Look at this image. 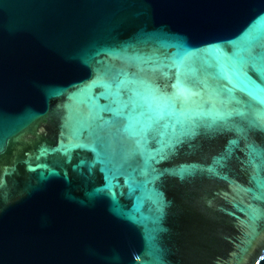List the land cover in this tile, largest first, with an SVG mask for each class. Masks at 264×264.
Masks as SVG:
<instances>
[{
    "label": "water",
    "instance_id": "95a60500",
    "mask_svg": "<svg viewBox=\"0 0 264 264\" xmlns=\"http://www.w3.org/2000/svg\"><path fill=\"white\" fill-rule=\"evenodd\" d=\"M0 264H264V0H0Z\"/></svg>",
    "mask_w": 264,
    "mask_h": 264
}]
</instances>
